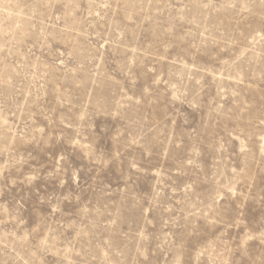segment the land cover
I'll return each instance as SVG.
<instances>
[{
    "label": "rangeland",
    "instance_id": "1",
    "mask_svg": "<svg viewBox=\"0 0 264 264\" xmlns=\"http://www.w3.org/2000/svg\"><path fill=\"white\" fill-rule=\"evenodd\" d=\"M0 264H264V0H0Z\"/></svg>",
    "mask_w": 264,
    "mask_h": 264
}]
</instances>
